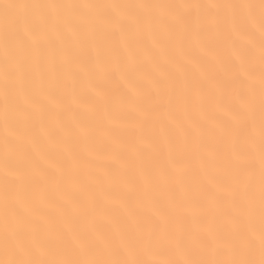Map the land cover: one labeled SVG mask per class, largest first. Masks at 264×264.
Returning a JSON list of instances; mask_svg holds the SVG:
<instances>
[{
	"label": "snow or ice",
	"instance_id": "snow-or-ice-1",
	"mask_svg": "<svg viewBox=\"0 0 264 264\" xmlns=\"http://www.w3.org/2000/svg\"><path fill=\"white\" fill-rule=\"evenodd\" d=\"M0 264H264V0L0 3Z\"/></svg>",
	"mask_w": 264,
	"mask_h": 264
},
{
	"label": "bare ground",
	"instance_id": "bare-ground-1",
	"mask_svg": "<svg viewBox=\"0 0 264 264\" xmlns=\"http://www.w3.org/2000/svg\"><path fill=\"white\" fill-rule=\"evenodd\" d=\"M4 2H8V0H0V3H4ZM204 2H211V0H204ZM92 118L94 120L99 119V114L95 113L93 114ZM122 140H131L134 137V131L133 129H131L130 127H124L121 128L118 133H117ZM41 143H44L43 141H41ZM97 144L102 148V149H108V148H112L114 147V145L112 144L111 141L103 139V138H98L97 139ZM105 164H110L111 160L110 159H106L104 161ZM152 259H156V258H152Z\"/></svg>",
	"mask_w": 264,
	"mask_h": 264
}]
</instances>
